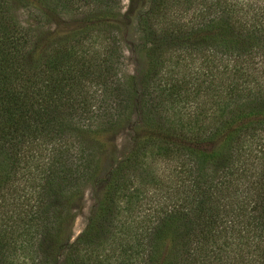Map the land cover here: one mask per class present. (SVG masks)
<instances>
[{
    "label": "trees",
    "instance_id": "1",
    "mask_svg": "<svg viewBox=\"0 0 264 264\" xmlns=\"http://www.w3.org/2000/svg\"><path fill=\"white\" fill-rule=\"evenodd\" d=\"M40 1L92 21L30 68L0 49V264H264V0L254 23L237 0H158L137 72L119 0ZM171 10L193 24L162 29Z\"/></svg>",
    "mask_w": 264,
    "mask_h": 264
},
{
    "label": "rangeland",
    "instance_id": "2",
    "mask_svg": "<svg viewBox=\"0 0 264 264\" xmlns=\"http://www.w3.org/2000/svg\"><path fill=\"white\" fill-rule=\"evenodd\" d=\"M167 1L164 3L166 6L169 5ZM237 1L243 11L246 9L249 11L247 15L238 17V20L247 23L256 22V0ZM161 5L162 2L158 0H119L117 3L116 9L118 8L123 16L119 19L121 27L119 35L124 39L122 48L126 63L125 71L137 72L145 66L144 51L147 43L142 37L139 23L141 17H145L151 7L154 13H157ZM149 15L151 19L155 18L154 14ZM160 20L158 17V25L166 30L171 26L172 21L187 24L186 26L190 27L195 17L193 11L181 15L180 11L172 13L171 10L167 19L160 18ZM91 21V16L87 17L78 11L70 13L66 10H59L53 13L40 0H0V49L5 50L3 54L8 52L9 58L15 56L17 59L23 51L26 67L30 68L38 53H43L50 45L59 39L62 40L66 35L68 37L70 32L83 31L85 27L90 26ZM38 22L39 28L37 27ZM111 28L114 29L113 26ZM37 46H39V51L35 49ZM17 69L19 70V65ZM139 133L140 129L134 128V130H125L116 134L112 141V158L120 157L129 150L133 143L132 140ZM100 190V185L87 186L78 203L74 205L75 218L71 227L73 237L83 229L86 218L93 211Z\"/></svg>",
    "mask_w": 264,
    "mask_h": 264
}]
</instances>
